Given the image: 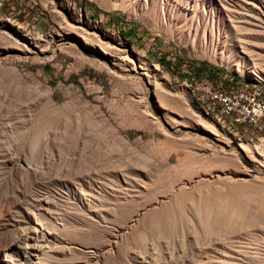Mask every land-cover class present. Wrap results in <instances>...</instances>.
I'll return each instance as SVG.
<instances>
[{
	"label": "rangeland",
	"instance_id": "rangeland-1",
	"mask_svg": "<svg viewBox=\"0 0 264 264\" xmlns=\"http://www.w3.org/2000/svg\"><path fill=\"white\" fill-rule=\"evenodd\" d=\"M193 77L264 87V0H0V264H264V139Z\"/></svg>",
	"mask_w": 264,
	"mask_h": 264
},
{
	"label": "built area",
	"instance_id": "built-area-1",
	"mask_svg": "<svg viewBox=\"0 0 264 264\" xmlns=\"http://www.w3.org/2000/svg\"><path fill=\"white\" fill-rule=\"evenodd\" d=\"M227 83L224 79L196 80L186 78L185 85L194 86L196 94L230 128L252 141L264 139V92L263 86H247L242 82Z\"/></svg>",
	"mask_w": 264,
	"mask_h": 264
},
{
	"label": "bare ground",
	"instance_id": "bare-ground-1",
	"mask_svg": "<svg viewBox=\"0 0 264 264\" xmlns=\"http://www.w3.org/2000/svg\"><path fill=\"white\" fill-rule=\"evenodd\" d=\"M84 44L85 45H88V46H92V44L90 43V42H88L87 40H84ZM94 47V46H93ZM104 54H106V55H110L107 51H106V49H104V50H101ZM255 67H256V65H255ZM254 67V69H252V70H250L249 71V73L251 72L252 74H253V76L254 77H256V78H260V79H262L263 77H262V75H261V73H260V71L258 70V68L256 67L255 68ZM121 71V70H120ZM235 71H236V69H235ZM242 72L243 71V69H241V68H237V72ZM122 76V75H121ZM242 82V81H241ZM261 81H243L242 83L244 84V85H247V86H262V83H260ZM192 87V86H191ZM263 92H264V87H263ZM194 93H195V88H194ZM197 100V99H196ZM199 101H201L200 99H198ZM201 103L202 104H204V102L203 101H201ZM208 115H210V116H217V114L215 113V112H213L210 108H208ZM225 121V120H224ZM226 122V121H225ZM228 123V122H227ZM42 136V134L40 133V131H38V132H36V134H35V141L36 142H38L39 140H40V138H42L41 137ZM39 144V143H38ZM240 148L244 151V153H245V155L247 156V158H249L251 161H259L258 159H257V157H256V154H255V152H254V150L252 149V147H250V146H248V145H246V144H244V143H241L240 144ZM211 206V205H210ZM210 206H209V209H210ZM207 207V206H206ZM208 208V207H207ZM206 209V208H205ZM211 210V209H210ZM150 228V230L149 231H147L145 234L143 233V231L141 232V233H138L137 234V237H138V240H141V241H146V240H144L147 236L146 235H148V234H150V232L151 233H153L154 231L156 232L157 230H156V227H149ZM154 232V233H155ZM154 233L152 234V235H154ZM136 241V240H135Z\"/></svg>",
	"mask_w": 264,
	"mask_h": 264
},
{
	"label": "trees",
	"instance_id": "trees-1",
	"mask_svg": "<svg viewBox=\"0 0 264 264\" xmlns=\"http://www.w3.org/2000/svg\"><path fill=\"white\" fill-rule=\"evenodd\" d=\"M206 66V65H205Z\"/></svg>",
	"mask_w": 264,
	"mask_h": 264
}]
</instances>
